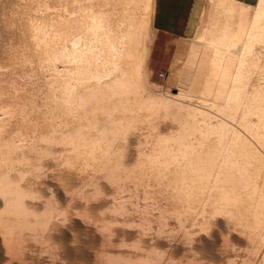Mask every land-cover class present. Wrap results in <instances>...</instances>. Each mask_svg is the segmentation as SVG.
<instances>
[{
	"label": "bare ground",
	"instance_id": "1",
	"mask_svg": "<svg viewBox=\"0 0 264 264\" xmlns=\"http://www.w3.org/2000/svg\"><path fill=\"white\" fill-rule=\"evenodd\" d=\"M152 2L0 0V264H264V0H215L177 93L140 78Z\"/></svg>",
	"mask_w": 264,
	"mask_h": 264
},
{
	"label": "rangeland",
	"instance_id": "2",
	"mask_svg": "<svg viewBox=\"0 0 264 264\" xmlns=\"http://www.w3.org/2000/svg\"><path fill=\"white\" fill-rule=\"evenodd\" d=\"M151 10L152 9H148L147 12H143L145 10L141 8V10L139 11V14L143 16L144 19H147L145 25L146 27H144V33L149 45V56L147 58V63L145 61V63L147 64V69H140V78L141 80H144L146 82L148 87L159 92L163 91L169 93H177L179 92V90H186V92H188L185 87V89L183 90V88L181 87L182 84L178 81V79L170 78L171 67H173L172 64H176L178 62L177 60L180 61L183 56V53L181 51H179V53H176V51L178 52L181 46L187 47L190 44L192 46H196L197 48H199V50L201 47V50L205 54L211 53L212 50L214 52L215 50L212 49V47L216 45L217 38L220 35L219 33H221L220 31H222V25L226 22H231L233 19L232 15L227 10H224V8L216 5L215 0H206V5L194 37L188 40H184L171 38L157 33L151 25ZM200 28L202 30H205L202 36L199 35L201 34ZM177 45L179 46L176 47ZM180 52L182 56L180 55ZM176 54L179 55L180 59ZM179 63L180 62H178V64ZM183 67L184 66L182 65V73L180 74H184L186 72V69H184ZM210 71L211 66H209L206 70L204 83L212 82L213 88L210 92V97H212L216 91L218 80L210 75Z\"/></svg>",
	"mask_w": 264,
	"mask_h": 264
},
{
	"label": "crops",
	"instance_id": "3",
	"mask_svg": "<svg viewBox=\"0 0 264 264\" xmlns=\"http://www.w3.org/2000/svg\"><path fill=\"white\" fill-rule=\"evenodd\" d=\"M237 1L253 3L255 0ZM205 5L206 0H153L152 28L171 38L191 39L197 31Z\"/></svg>",
	"mask_w": 264,
	"mask_h": 264
},
{
	"label": "clouds",
	"instance_id": "4",
	"mask_svg": "<svg viewBox=\"0 0 264 264\" xmlns=\"http://www.w3.org/2000/svg\"><path fill=\"white\" fill-rule=\"evenodd\" d=\"M28 175H29L28 173H25V175H24V177H22V179H26ZM157 259H162V257L161 258L149 257L147 264H157Z\"/></svg>",
	"mask_w": 264,
	"mask_h": 264
}]
</instances>
